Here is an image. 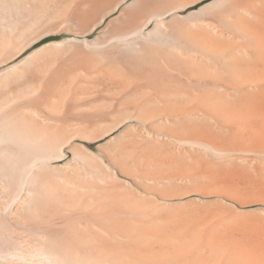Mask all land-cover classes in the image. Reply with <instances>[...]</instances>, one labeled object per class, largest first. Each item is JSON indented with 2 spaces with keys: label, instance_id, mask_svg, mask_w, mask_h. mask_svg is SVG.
Returning a JSON list of instances; mask_svg holds the SVG:
<instances>
[{
  "label": "bare ground",
  "instance_id": "1",
  "mask_svg": "<svg viewBox=\"0 0 264 264\" xmlns=\"http://www.w3.org/2000/svg\"><path fill=\"white\" fill-rule=\"evenodd\" d=\"M205 1L0 0V264H264V0Z\"/></svg>",
  "mask_w": 264,
  "mask_h": 264
},
{
  "label": "crops",
  "instance_id": "2",
  "mask_svg": "<svg viewBox=\"0 0 264 264\" xmlns=\"http://www.w3.org/2000/svg\"><path fill=\"white\" fill-rule=\"evenodd\" d=\"M205 3H206V1L205 2H196L195 4L187 7V9H184L182 11L180 10V13L184 14V13H188V12H191V11H196V10L200 9L202 6H204ZM259 206H261V208ZM250 209H261L262 210V209H264V205H253L251 207H248V210H250Z\"/></svg>",
  "mask_w": 264,
  "mask_h": 264
},
{
  "label": "rangeland",
  "instance_id": "3",
  "mask_svg": "<svg viewBox=\"0 0 264 264\" xmlns=\"http://www.w3.org/2000/svg\"><path fill=\"white\" fill-rule=\"evenodd\" d=\"M206 1H208V0H206ZM206 3H207V2H206ZM51 40H53V39H52V38H51V39H48V40H46V42H49V41H51ZM97 148H98V144L92 146V150L95 151V152L98 151Z\"/></svg>",
  "mask_w": 264,
  "mask_h": 264
}]
</instances>
